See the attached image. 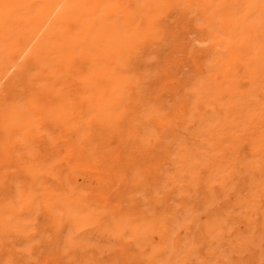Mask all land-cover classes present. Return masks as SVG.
Listing matches in <instances>:
<instances>
[{
    "label": "rangeland",
    "instance_id": "374dc122",
    "mask_svg": "<svg viewBox=\"0 0 264 264\" xmlns=\"http://www.w3.org/2000/svg\"><path fill=\"white\" fill-rule=\"evenodd\" d=\"M29 1L0 2V264H264V2L103 0L59 18ZM102 66L122 78L107 114L89 83Z\"/></svg>",
    "mask_w": 264,
    "mask_h": 264
},
{
    "label": "bare ground",
    "instance_id": "6f19581e",
    "mask_svg": "<svg viewBox=\"0 0 264 264\" xmlns=\"http://www.w3.org/2000/svg\"><path fill=\"white\" fill-rule=\"evenodd\" d=\"M32 1V0H31ZM37 2V0H35ZM101 1L103 0H42V2H44V4L41 3V0H40V3L42 5V7L40 8V10L42 11V13H45V14H51L54 10H55V7L58 6V5H61L59 6L62 10H60V12H57V16L59 18H63V17H67L70 16V15H74L75 13H86V12H90L92 13L94 11V9L96 8L97 4L100 3ZM193 1V0H191ZM199 1H202V3L205 1V0H199ZM264 2V0H248V2L251 4V6H257L260 2ZM0 2L4 5H7L6 7H19L18 10L20 9V7L22 8L23 6V2L25 3L26 0H0ZM27 2H30L29 0H27ZM39 2V1H38ZM154 2V1H153ZM174 2V1H173ZM206 3L207 0L205 1ZM204 2V3H205ZM156 3V1H155ZM183 3V2H182ZM189 3V2H188ZM201 3V2H200ZM198 4L200 6H202L201 4ZM203 3V4H204ZM31 5L32 2L30 3ZM96 4V6L94 5ZM249 4V5H250ZM21 5V6H20ZM25 5V4H24ZM29 5V3H28ZM29 5V9H30V6ZM39 5V4H38ZM157 5V3H156ZM167 5V1H166V4ZM172 5V4H171ZM185 5V4H184ZM188 5V4H187ZM186 5V6H187ZM195 1H194V7L197 8L198 5H196ZM250 6V7H251ZM25 7L27 8V6L25 5ZM164 7V6H163ZM167 7V6H166ZM173 7V6H172ZM175 7V6H174ZM178 7V6H177ZM248 7V6H247ZM11 8V9H12ZM24 8V7H23ZM23 8L21 9V11L23 10ZM27 8V9H28ZM168 8V7H167ZM179 8V7H178ZM25 9V8H24ZM59 9V8H58ZM4 10V8H3ZM8 10V8H7ZM15 10V9H14ZM26 10V9H25ZM25 10H23L25 12ZM167 10V9H166ZM169 10V8H168ZM197 10V9H196ZM5 11V10H4ZM4 11H1L2 14ZM13 10H10V12L12 13ZM31 11V10H30ZM92 11V12H91ZM127 11V10H126ZM163 11V10H162ZM165 11V10H164ZM163 11V12H164ZM6 12V11H5ZM17 12V11H16ZM20 12V11H18ZM129 12V11H128ZM157 10H156V14H157ZM14 13V11H13ZM21 13V12H20ZM27 13V11H26ZM40 13V12H39ZM184 13V11H183ZM0 15L1 18H4V16H6L5 14L4 15ZM7 14H8V11H7ZM23 14V12L21 13ZM47 14V15H48ZM89 14V13H88ZM155 14V17H157ZM161 15L163 16V14L161 13ZM204 15V14H203ZM3 16V17H2ZM126 17V19H124L125 23L124 25L126 27H130L131 24L133 23L134 19H135V14H125L124 15ZM160 16V18L162 17ZM12 17V16H11ZM30 17V16H29ZM154 17V18H155ZM205 17V15H204ZM0 18V19H1ZM8 18V17H7ZM33 18V17H32ZM158 18V17H157ZM80 20V19H79ZM83 20V19H81ZM13 21V19H12ZM16 21V19L14 20V22ZM18 21V20H17ZM16 21V22H17ZM151 21V20H150ZM13 22V23H14ZM84 22V21H82ZM210 22V21H209ZM6 23V22H5ZM159 23V22H158ZM19 24V23H18ZM26 24V23H25ZM164 24V23H163ZM155 25V24H154ZM160 25V24H159ZM161 26H163L161 24ZM221 26L223 27L224 29V32L226 31L228 33V35L231 37L233 34H234V29H235V21H233L231 19V15L230 13H226L224 14L222 20H221ZM89 27H91L90 24H84L82 29L85 28V29H88ZM160 27V26H159ZM157 28V27H156ZM164 29V27H162ZM158 30V28H157ZM136 31H139V30H136L134 29L133 30V34L134 32ZM86 32V31H85ZM141 33V30L139 31ZM138 32V34H139ZM82 33V32H81ZM226 33V34H227ZM136 34V35H138ZM243 34L245 35V37L247 36H256V33H255V30L254 29H249L248 27V24L246 23L244 28H243ZM140 35V34H139ZM186 35V34H185ZM80 36V35H79ZM64 37V36H63ZM28 38V37H27ZM78 38V37H77ZM99 38V37H98ZM137 39V38H136ZM215 39V37L213 38ZM71 40V39H70ZM81 41V39H79ZM209 40V38L207 39ZM76 41V40H75ZM78 41V42H80ZM71 42V41H70ZM82 42V41H81ZM101 44H102V58L103 57H107L108 55L111 57V58H114L116 59L117 57L121 56V54L124 52L125 48H126V42H124L119 36L117 33H113V30L111 31H108V32H102L101 34ZM132 42V41H131ZM130 42V43H131ZM206 42V41H205ZM28 43V42H27ZM230 45H231V48H229V54L231 57H236V50L232 47L233 43L230 41L228 42ZM80 44V43H79ZM82 44V43H81ZM87 44V43H86ZM100 44V43H99ZM210 44V43H209ZM29 45V44H28ZM76 46H78L77 44H75ZM137 45V43H136ZM204 45V44H203ZM217 46V45H216ZM64 47V46H63ZM80 47V46H79ZM87 47V46H86ZM137 47V46H136ZM214 47V45H213ZM30 48V47H29ZM95 49V48H94ZM136 50V49H135ZM130 52V51H128ZM132 52V50H131ZM134 52V51H133ZM69 54V53H68ZM71 55V53H70ZM69 56V55H68ZM238 56V55H237ZM241 57V56H240ZM238 59V58H236ZM74 60V59H73ZM125 61V60H124ZM37 62V60H36ZM122 62V61H121ZM235 62V61H234ZM108 63V62H107ZM115 63H116V60H115ZM241 63V62H240ZM116 64H119V62L117 61ZM116 64H113V67L116 66ZM110 65V64H109ZM115 65V66H114ZM241 65L243 66V71H244V74L251 77L252 74L254 72H252L250 69H249V65L242 62ZM121 66H122V63H121ZM88 67V66H87ZM108 66H102V71L100 72V75L102 76L101 80H97V79H94L93 80H90L89 83H91L92 85L96 86V84L98 86H96L98 88V90L101 92V98H102V103L104 105V113H108L109 112V105L112 104L113 102H115V100H117L121 93H122V78L121 76L118 75L117 72H115V69H110V68H107ZM239 71V70H238ZM186 72V71H185ZM242 72V70H241ZM95 77V76H94ZM82 78V76H81ZM85 78V77H84ZM82 78V79H84ZM87 81V80H86ZM85 81V82H86ZM41 82V81H40ZM178 82V81H177ZM181 82H184V81H181ZM91 86V85H90ZM92 87V86H91ZM96 91V90H95ZM111 94H112V97H111ZM95 95V94H94ZM99 100V99H98ZM213 103V102H212ZM94 104V103H93ZM112 107V106H111ZM92 109V108H91ZM48 110V109H47ZM103 113V112H102ZM191 115V114H190ZM160 122H165L164 124H167L166 121H159ZM163 126V125H162ZM165 126V125H164ZM157 134V133H156ZM9 135V134H8ZM166 137V136H165ZM159 140V139H158ZM161 141V140H160ZM14 163V162H13ZM256 178V177H255ZM254 186V185H253ZM257 194V193H256ZM48 203L50 204V202L48 201ZM48 204V205H49ZM43 206V205H42ZM44 209V208H42ZM44 211V210H43ZM42 213V212H41ZM38 215V214H37ZM62 219V218H61ZM103 219V218H102ZM49 222V221H47ZM46 223V222H45ZM54 223V222H53ZM178 223V222H177ZM46 225V224H45ZM187 225V224H186ZM47 226V225H46ZM49 226V225H48ZM49 228V227H47ZM105 234V233H104ZM249 244V243H248ZM210 246V245H209Z\"/></svg>",
    "mask_w": 264,
    "mask_h": 264
}]
</instances>
